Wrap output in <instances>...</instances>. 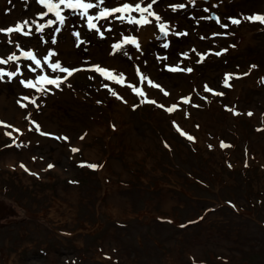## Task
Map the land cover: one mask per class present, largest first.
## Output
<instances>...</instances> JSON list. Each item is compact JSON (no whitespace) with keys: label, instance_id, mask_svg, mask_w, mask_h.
<instances>
[{"label":"rangeland","instance_id":"374dc122","mask_svg":"<svg viewBox=\"0 0 264 264\" xmlns=\"http://www.w3.org/2000/svg\"><path fill=\"white\" fill-rule=\"evenodd\" d=\"M172 1L155 0L153 10L163 20L171 22L170 29L173 25L176 32L183 33L186 29V35L170 31L166 37H161L157 22L149 17L152 23L139 28L113 20L114 28L104 38L82 29L81 35L91 43L81 48L73 46L74 38L69 30H63L58 37L66 54L76 53L70 57L74 64L90 56V62H102L125 71L134 83L138 82L134 78V66L140 64L146 73L162 82L169 93L165 96L158 89L147 87L149 95L160 102L168 101V106L178 105L171 113L167 107L161 109L150 102L141 103L127 84L120 86L89 70L69 77L70 88L65 85L54 94L41 97L46 102L39 110L28 101H25L27 108L17 103L21 92L38 96L39 93L22 87L16 79L0 81V119L24 130L23 135L14 133V137L31 141L19 147L24 151L17 154H22L27 163L28 155L35 156L37 169L52 163L65 169L71 179L80 181L78 188L71 190L55 187L52 181L51 186H43L45 189L41 190L46 193L48 206L53 203L51 208L67 216L61 213L51 221L35 217L41 206L37 204L32 209L36 200L33 190L18 192V202L0 192V264H264V22L249 21L241 15L264 13V0H196L195 5L189 0ZM172 3H184L186 7L173 11L169 7ZM41 8L36 0H11V3L0 0V26L34 16ZM214 13L220 17V22L212 18ZM229 16L240 19V24H232ZM222 23L229 27L223 28ZM225 32L227 35H211ZM122 34L138 36L140 48L125 42L109 55L113 41L121 39ZM17 37L24 47H47L35 36L14 32L12 38ZM165 40L169 41L167 48L163 46ZM193 46L196 51H192ZM12 49V45L4 44L0 46V54L7 55ZM208 49L214 51L197 63L196 52ZM220 49L226 51L216 55ZM125 50L132 52V59L124 55ZM183 51H188L189 56H181ZM157 54H160L159 59ZM164 64L190 66L193 71H171L164 68ZM225 72L247 74L231 77V87H228L222 84ZM205 82L224 95L207 92ZM103 83L111 84L127 103L101 87ZM189 93L192 94L189 102L179 99ZM133 103L138 106L131 107ZM233 108L238 112L251 110L255 115L252 117L254 127L250 120L247 123L241 119L243 126L237 136L225 138L221 128L223 122L230 119L223 112L233 113ZM29 112L41 122L43 129L67 134L69 141L40 135L34 125L33 130L28 131L30 121L25 117ZM194 123L199 125L198 130ZM177 124L194 135L196 143L190 145V141L179 137L174 131H179ZM218 135L221 138L217 139ZM103 139L111 145L107 171L115 169L119 175L125 172L124 177H129L128 164L139 163L149 176L148 181H134L146 190L120 186L105 191L96 170L87 171L85 167L84 171L79 162H99L100 158L89 147L94 142L105 147ZM162 139L173 147L171 159L161 148ZM220 139L229 141L230 145L219 147ZM237 139L242 140L241 146ZM209 143L213 144L212 148L208 147ZM69 144L78 151L72 152ZM115 155L118 167H113L110 161ZM118 181L115 177L111 180L112 183ZM13 188L16 189L15 185ZM57 192L70 207L64 209L58 202L59 195L53 197ZM101 201H112L114 207L117 206L122 213L117 216L124 222L122 225L113 222L117 217L110 218L103 212ZM154 212L163 218L158 219ZM165 214H169L171 220ZM55 228L72 233L69 232L68 238H61ZM150 235L157 236V242ZM103 253H109V259L103 260Z\"/></svg>","mask_w":264,"mask_h":264},{"label":"snow or ice","instance_id":"6c2138e0","mask_svg":"<svg viewBox=\"0 0 264 264\" xmlns=\"http://www.w3.org/2000/svg\"><path fill=\"white\" fill-rule=\"evenodd\" d=\"M36 2L42 6V8L35 12L34 16L25 17L23 20H18L12 25L0 26V34H4L3 36H0V46H3L4 44L13 46V49L10 50L7 55L0 54V81H5V79H7L8 82H11L13 79H16L22 87L29 89L30 91L34 90V93L40 94L38 96L36 94H28L25 92L19 93L21 98L17 100V103L22 108L28 107V104L25 103V101H28L35 110H39L46 102L41 97L47 96L49 93L54 94L56 90H62V87L65 85L70 88L71 83L69 77L81 70L94 71L105 80L114 82L120 86L127 84L131 88V91L140 97L141 103L150 102L161 109L167 107L169 113L173 112V110L178 107L176 103H171V105L168 106V101L160 102L157 98L149 95L146 90L147 87L158 89L165 96H168L169 93L165 85L162 82H158L150 74L146 73L140 64L134 66V78L138 81L134 83L132 78H127L125 71L104 65L102 62H90L92 60L90 56H84L81 58L80 62L75 64L72 63L70 57L76 55V53L69 52L66 54L60 47L58 41V37L62 34L63 30H69L74 38L73 46L75 48H81L82 45L91 43L89 39L81 35L82 29H86L87 31L92 32L93 35L104 38L106 33L114 28L112 23L113 20L120 23L136 25L137 28H139L140 26L152 23V20H150L149 17L154 18L157 22L161 37H166L170 31L175 35H186V29L181 33L175 31L174 25L171 29L168 27L171 22L163 20L160 14L153 10L155 0H147L146 3H142L141 0H116L115 3L113 0H36ZM9 3H11V0H9ZM189 3L195 5L196 0H189ZM169 7L175 11L176 9L185 8L186 5L184 3H172ZM205 10L207 11L208 9L206 8ZM5 11H9V9H5ZM192 15V13H189V16ZM241 15L249 21L264 22V13H241ZM45 17L47 18L45 19ZM212 18L217 22H220V17L215 13ZM228 20L232 24L237 25L241 22L240 19L235 16H229ZM221 26L225 29L229 27L227 23H222ZM14 32L21 36H35L40 44L47 45V47L43 49H37L32 46L24 47L19 42V37L16 39L12 38ZM211 35H227V33H211ZM125 42L137 49L140 48L138 36L122 34L121 39L113 41L109 55L114 54L121 45L125 44ZM168 44L169 41L165 40L163 46L167 48ZM84 51H87V49L85 48ZM192 51H196L195 46H193ZM213 51V49H208L207 52H196L199 57L197 63L202 62L205 56ZM223 51H226V49H220V51L215 52V54L219 55L220 52ZM124 55L128 56L129 59L133 58L130 50H125ZM180 55L188 57L189 52L183 51ZM159 58L160 54H157V59ZM164 58L167 59L166 53L164 54ZM143 64L146 65L147 61H144ZM162 66L171 71H193L192 67L180 68L179 64H164ZM251 67L255 68L256 65H252ZM246 74L247 73L241 72H225L222 84L231 87V84L229 83L231 77H239ZM89 78L94 79L93 76H90ZM101 87L107 88L111 95L116 96L118 99L127 103L124 96L116 91L111 84L103 83L101 84ZM204 89L209 93H215L220 96L224 95L223 92H217L214 88L210 87L207 82L204 83ZM191 95V93L182 95L179 99L181 101L189 102L191 100ZM203 98L207 100L208 96H204ZM97 103H100V101H97ZM137 106L138 105L135 103L131 105L133 108H136ZM225 107L228 108L229 106L225 105ZM232 111L234 114H237L236 109L233 108ZM247 114L252 115L251 110H249ZM25 118L30 121L28 131H32V126L34 125V130L40 135L52 137L55 140L69 141L70 139L67 134H57L54 131L43 129L41 122L33 118L31 112L27 113ZM173 123H176L175 120H173ZM0 126L5 127V135L12 137L10 143L4 145L5 147H11L13 145L16 147H22L31 143L30 140L14 137L13 131H7L8 128H11L15 133L23 135L24 130L20 127H17L4 119H0ZM112 127H115V125H112ZM177 127L189 140H195V137L189 132L180 128L179 125H177ZM36 142L39 143V141ZM219 143L221 147L226 146L224 140L219 141ZM68 147L72 152L78 151V148L71 144H69ZM208 147L212 148L213 144L209 143ZM32 159L35 160L36 157L33 156ZM41 159H43V157H41ZM79 163H87L92 169L102 167V165H98L97 163H89L86 161H80ZM20 166L25 168L26 171H31L23 160L20 161ZM229 166L231 167V165ZM13 167H15V165H13ZM52 167H54L52 163L47 164V168ZM33 174L39 175V173Z\"/></svg>","mask_w":264,"mask_h":264},{"label":"crops","instance_id":"0c3cea01","mask_svg":"<svg viewBox=\"0 0 264 264\" xmlns=\"http://www.w3.org/2000/svg\"><path fill=\"white\" fill-rule=\"evenodd\" d=\"M247 113H248V111H243V110L239 111V112L237 111V114L223 112V115L228 116L230 119V120H226L223 122V126L221 128L222 132H223V137H225V138L228 136H235L236 137L237 132L239 131L240 127L243 126V121H241V119H244L246 122L250 120L251 126L253 128L254 125H253V118L252 117H255V115H253V114L248 115ZM235 119H237L239 121H237L236 123H233V121H235ZM231 123H232V125H230ZM177 125H179V124H177ZM194 127H195V129L198 130L199 125L194 123ZM234 128H235V131H234ZM7 131H13V134L15 133L14 130L11 128H8ZM174 131L176 132V134L179 137H181L185 140H188V142L190 141V145H193L194 143H196V138H195V140H189L187 137L183 136L176 129H174ZM208 133H207V135H208ZM219 135L217 136L218 137L217 139L221 138ZM15 136H17V134ZM20 138H21V136H19V139ZM11 139L12 138L5 135V127L0 126V192L3 193L4 197L11 196L10 198L12 200H15L16 202H18V201H20V199L18 197V192L26 193L23 190L29 189V193H31V191L33 190L32 191L33 197H36V200H33L32 209H34V206H36L38 204L37 206H41V208L39 210L40 213H43L46 215V216H44L40 213L37 215V213H36L35 217H40V219H44L46 221L56 220V218H58V216L62 215L63 213L61 211L58 212L56 210V208H51L53 203L50 206H48L46 197L44 196V195H46V193L42 192L41 189L44 188L43 187L44 185H46V187L51 186L50 182L52 181V183H55V184H52L55 187H57V185H59L60 187L63 186L67 190H71L74 188H78V186L80 185V181L78 179H75V178L71 179L70 177L67 176V174H66L67 171L65 169H60V168L56 167V165H54V164H53L54 167H52V168H47V164H46L43 167L41 166L40 169H37L36 159L33 160L32 159L33 156L30 158L29 155H28L29 162L28 163L24 162V163L28 166L29 169H31V171H26L25 168L20 166V161L21 160L24 161V156L22 158L21 157L22 154L21 155L17 154V153H21V151H24V149H20L19 147H16L15 145H13L11 147H5L4 146V145L9 144ZM221 140H223V139L218 140V146L219 147H220L219 141H221ZM237 140L240 141L239 146H241L243 143L242 140L241 139H237ZM5 141H6V143H5ZM80 142L83 143L84 139L80 140ZM103 142H105V147H102L101 143H99V142H94L89 147V149H91V151H93L95 156L100 158V160H98L99 162H93V163H97L98 165H102V167H98L94 170H96L97 174L100 176V178H101L100 179L101 180L100 185L105 189V191L110 190V189H114V188L120 187V186L125 187L126 189L128 188V190H130L131 188L137 189L139 187H141L142 190H146L147 188L145 186H140V185L138 186L137 184H135L136 181H134V179L140 180L141 183L142 182L146 183L148 181L149 176L147 177V173L145 172V170L142 166H139L140 165L139 163L133 164L130 162L128 164V166L126 168V172L129 174V177H124V176H126L125 172H122V175H119V173L117 171H115V169H113V170L110 169L107 171L106 166H107L108 157L111 154V145L109 143H107L108 140H106V139H103ZM225 142H226V146L230 145L229 141H225ZM160 145H161V148L163 149V151L165 152V154L167 155V157L169 156L168 159H171L170 156H171V152H173V147L164 139L161 140ZM111 157H113L112 159H110V161L113 163V167H115V166L118 167L117 165H119L118 164L119 162H118V158L116 157V155L111 156ZM86 162H88V161H86ZM171 162L173 165L175 164L172 160H171ZM89 163H92V162H89ZM221 163H222L221 165H223V162H221ZM13 165H15V167H13ZM80 165L83 166L84 171H85V167H86L87 171L92 169L88 165L85 166L81 163H80ZM208 167L210 168V166H208ZM20 171L23 172L22 175H21ZM33 173H39V175H36ZM114 177L118 178L119 183L118 182H116V183L111 182V180L114 179ZM158 181L159 180H157V182ZM85 184H84V186H85ZM14 185H15L16 189L13 188ZM59 193L60 192H57V194L53 193V197L57 198L56 196L59 195L58 196V199H59L58 202L60 203V205L62 204L64 206V209L66 206L70 207V204L68 202H66L65 201L66 199H64L63 196H61ZM62 193L64 194L63 191H62ZM13 194H14V197H13ZM49 195H51V192H49ZM99 200H100V198L98 199V201ZM112 201H110L109 203L101 201L100 206L102 207L103 212L107 213L110 218L115 219L117 216L119 217V215H121L122 213H119V209H117V206L114 207ZM143 201L145 203L146 199H143ZM45 204L47 206H44ZM29 208H30V206L28 207V209ZM61 209H58V210H61ZM154 214H155V217H157L158 219L163 218L159 214H156V212H154ZM151 215H153V213H151ZM165 215H166V218L168 220H171V218L168 217L169 214H165ZM65 216L66 215L63 214V217H65ZM118 217H117V220H115L113 222L117 223L119 225H122L124 222H122V221L120 222ZM80 222H82V221H80ZM55 229H56L55 232L58 233L59 237H61V238H68L69 232H71L70 230H68L66 228H65L66 230H63V228H55ZM156 237L157 236L153 237V235H150V238H153L155 242H157V239H155ZM108 256H110L109 253L101 254V257L103 260L105 258L109 259ZM110 260H113V258H110ZM118 262H120V261H118Z\"/></svg>","mask_w":264,"mask_h":264},{"label":"trees","instance_id":"16d2710c","mask_svg":"<svg viewBox=\"0 0 264 264\" xmlns=\"http://www.w3.org/2000/svg\"><path fill=\"white\" fill-rule=\"evenodd\" d=\"M172 2H174V0Z\"/></svg>","mask_w":264,"mask_h":264}]
</instances>
